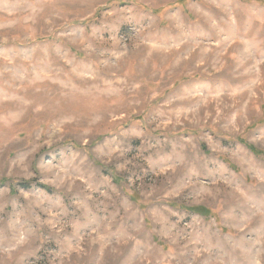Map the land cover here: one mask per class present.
<instances>
[{
  "label": "rangeland",
  "instance_id": "1",
  "mask_svg": "<svg viewBox=\"0 0 264 264\" xmlns=\"http://www.w3.org/2000/svg\"><path fill=\"white\" fill-rule=\"evenodd\" d=\"M0 264H264V0H0Z\"/></svg>",
  "mask_w": 264,
  "mask_h": 264
},
{
  "label": "trees",
  "instance_id": "2",
  "mask_svg": "<svg viewBox=\"0 0 264 264\" xmlns=\"http://www.w3.org/2000/svg\"><path fill=\"white\" fill-rule=\"evenodd\" d=\"M24 187L28 188V187H29V185H28V184H24Z\"/></svg>",
  "mask_w": 264,
  "mask_h": 264
}]
</instances>
